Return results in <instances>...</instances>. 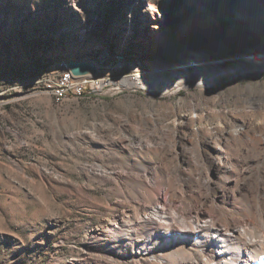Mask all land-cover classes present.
<instances>
[{
  "label": "rangeland",
  "instance_id": "1",
  "mask_svg": "<svg viewBox=\"0 0 264 264\" xmlns=\"http://www.w3.org/2000/svg\"><path fill=\"white\" fill-rule=\"evenodd\" d=\"M70 60L116 90L57 101L41 83ZM263 194L264 0H0V264H160L181 222L150 256L118 242L146 239L159 196L187 224L204 211L264 230Z\"/></svg>",
  "mask_w": 264,
  "mask_h": 264
},
{
  "label": "bare ground",
  "instance_id": "2",
  "mask_svg": "<svg viewBox=\"0 0 264 264\" xmlns=\"http://www.w3.org/2000/svg\"><path fill=\"white\" fill-rule=\"evenodd\" d=\"M62 66L67 67V63H64ZM43 90L57 101H61L68 96L57 94L55 97L53 88L51 87H43ZM77 97L83 98L86 96ZM202 217L203 221H199L198 214L192 215L188 218L190 219V224H187L177 210H168L165 201L159 196L151 212L145 213L142 217V220L147 223L148 231L146 239L141 244L138 243V245L133 241L118 242L124 247L125 256L129 260H134L139 255L150 256L156 245L153 240L154 233L164 229V227L170 229L175 223L181 222L183 224L180 230L181 235L167 236L158 240L157 245L160 247L161 253L151 258V260L159 261L160 264H170L162 251L168 248L171 242H174L198 247L203 255H201L196 264H264V230L256 218L246 215L241 217H224L220 214L213 215L210 212L204 211ZM262 217H264V211ZM207 230L210 231L209 241L216 247L213 260L207 257L209 254V248L206 247L207 237L201 235L203 232L206 233ZM256 230H261L262 232L258 240L251 238V234ZM115 244L117 243L115 242ZM256 249L261 251L260 255L254 254L256 253Z\"/></svg>",
  "mask_w": 264,
  "mask_h": 264
},
{
  "label": "built area",
  "instance_id": "3",
  "mask_svg": "<svg viewBox=\"0 0 264 264\" xmlns=\"http://www.w3.org/2000/svg\"><path fill=\"white\" fill-rule=\"evenodd\" d=\"M59 73L41 83V88L51 87L54 96L65 94L72 96H105L116 90V82L100 74L91 77L76 78L72 75L68 67H59ZM40 88V89H41Z\"/></svg>",
  "mask_w": 264,
  "mask_h": 264
},
{
  "label": "water",
  "instance_id": "4",
  "mask_svg": "<svg viewBox=\"0 0 264 264\" xmlns=\"http://www.w3.org/2000/svg\"><path fill=\"white\" fill-rule=\"evenodd\" d=\"M67 67L76 78L96 76L101 70L100 64L91 60H70Z\"/></svg>",
  "mask_w": 264,
  "mask_h": 264
}]
</instances>
